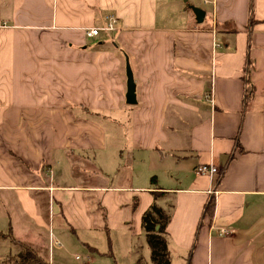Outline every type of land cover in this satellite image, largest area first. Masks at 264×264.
Wrapping results in <instances>:
<instances>
[{"label": "crops", "instance_id": "1", "mask_svg": "<svg viewBox=\"0 0 264 264\" xmlns=\"http://www.w3.org/2000/svg\"><path fill=\"white\" fill-rule=\"evenodd\" d=\"M209 1L198 24L188 1L158 17L156 0H0V240L16 246L2 264L20 244L46 264L47 241L98 253L91 234L110 244V229L131 264H152L154 204L172 264H264V0ZM108 16L118 30L88 38ZM211 164L219 174H196Z\"/></svg>", "mask_w": 264, "mask_h": 264}, {"label": "rangeland", "instance_id": "2", "mask_svg": "<svg viewBox=\"0 0 264 264\" xmlns=\"http://www.w3.org/2000/svg\"><path fill=\"white\" fill-rule=\"evenodd\" d=\"M166 1L168 0H156V14L157 16H161L162 11L164 9V5H166ZM177 0H173V4H175ZM180 2L185 4V1L190 2L192 5L199 7L201 9H203L206 13H207V17L204 21V23H209L211 21V17H210V6L208 5H203L202 1L203 0H179ZM98 16L97 18H100L103 16L102 13H97ZM111 36V35H110ZM107 116V119H98V122L100 125H102V127L105 129L106 134H107V140H108V144L111 143V133L113 132V128L115 129L114 126H112V121H111V117L112 118H116V113H110V112H106L103 113V117ZM118 131V129H117ZM119 133L125 134L124 130H120ZM89 168H92L91 165L88 164ZM74 175L77 179V175L79 172V166L76 165L75 166V170H73ZM92 172V171H91ZM89 171V173H91ZM126 171H124L123 173H125ZM125 175V174H124ZM90 178L96 180L95 175H91ZM121 184H126L124 178L121 180ZM90 208H92V206H90ZM134 229L133 232L130 233V237L131 235H133L134 233ZM16 236V235H15ZM92 240H94V242H96L97 246H99L98 248L101 249V251H99L98 253H91L88 248H80L78 246H76V240L74 242L73 246H68L66 248V250H62L63 253L58 255V248H62V246H60L56 241H51L49 243V241H47L46 247H45V253L43 248H41L42 254L45 255L47 257V259L50 260V256L53 257V250L55 252V256L54 259L52 258L51 260V264H131L129 261V256L127 255L129 246L131 247V243L129 241H131L129 239V236L124 233L122 230L119 229H110L109 230V241L111 242L109 243H105L104 242V235L102 236V234H99L97 232L92 233ZM98 236L103 237L101 239V244H100V238ZM106 236V234H105ZM82 238H86L84 237V235L81 236ZM134 238H136V236H133ZM19 238H23L22 240H25V237H19ZM133 239V238H131ZM5 241L0 240V253L5 250V249H9L12 252H15L16 246L11 242V240L8 238L6 239V246L4 245ZM103 242V243H102ZM136 242V246L138 248V250L141 251L140 249V242L138 240H135ZM105 246V247H104ZM147 244H145V248H147ZM115 248V249H114ZM19 249H17L18 251ZM49 250H52L51 255ZM115 250V252H114ZM110 251L112 252V255L110 253ZM143 251H141L140 254H142ZM114 253V254H113ZM150 254H151V250H150ZM2 258V255L0 254V260ZM59 261H58V259ZM0 264L1 261H0Z\"/></svg>", "mask_w": 264, "mask_h": 264}, {"label": "trees", "instance_id": "3", "mask_svg": "<svg viewBox=\"0 0 264 264\" xmlns=\"http://www.w3.org/2000/svg\"><path fill=\"white\" fill-rule=\"evenodd\" d=\"M155 182V178L153 179ZM154 195L158 196L156 193ZM214 203H210L207 214L213 217ZM170 215L154 204L143 216L142 227L146 233V241L151 250L152 264H172L167 243L166 228L170 222ZM21 256L9 261V264H46L40 256L31 248L20 244ZM135 264H147L143 257L139 258Z\"/></svg>", "mask_w": 264, "mask_h": 264}, {"label": "built area", "instance_id": "4", "mask_svg": "<svg viewBox=\"0 0 264 264\" xmlns=\"http://www.w3.org/2000/svg\"><path fill=\"white\" fill-rule=\"evenodd\" d=\"M206 4L213 3L209 0H204ZM215 4V3H214ZM118 20L115 16H108L107 17V25L104 28H92L86 31V36L88 38H95L100 35L102 31L113 33L118 30ZM215 50L218 48H221V45L219 43L214 44ZM216 59V58H215ZM213 95V91L211 92V96ZM219 169L215 165H203L196 169V174L201 176H208L210 178H213L215 175L219 174ZM223 234H227L226 231H222Z\"/></svg>", "mask_w": 264, "mask_h": 264}, {"label": "water", "instance_id": "5", "mask_svg": "<svg viewBox=\"0 0 264 264\" xmlns=\"http://www.w3.org/2000/svg\"><path fill=\"white\" fill-rule=\"evenodd\" d=\"M195 18L196 22L198 24H202L204 22L206 12L203 11L202 9L196 8V7H191ZM126 99H127V104L129 105H135L137 100H136V83L134 81V75L132 72V69L130 67L129 61L127 60V94H126Z\"/></svg>", "mask_w": 264, "mask_h": 264}]
</instances>
